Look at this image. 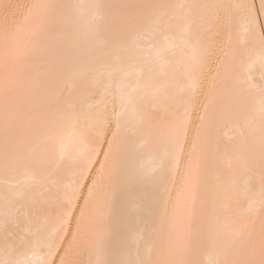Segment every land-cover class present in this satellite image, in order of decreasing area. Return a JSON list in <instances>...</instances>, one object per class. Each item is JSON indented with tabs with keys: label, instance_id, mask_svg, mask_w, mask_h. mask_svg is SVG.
Instances as JSON below:
<instances>
[{
	"label": "snow or ice",
	"instance_id": "snow-or-ice-1",
	"mask_svg": "<svg viewBox=\"0 0 264 264\" xmlns=\"http://www.w3.org/2000/svg\"><path fill=\"white\" fill-rule=\"evenodd\" d=\"M0 264H264V0H0Z\"/></svg>",
	"mask_w": 264,
	"mask_h": 264
},
{
	"label": "bare ground",
	"instance_id": "bare-ground-1",
	"mask_svg": "<svg viewBox=\"0 0 264 264\" xmlns=\"http://www.w3.org/2000/svg\"><path fill=\"white\" fill-rule=\"evenodd\" d=\"M259 2V0H257V3ZM228 134H230V130L228 128H224L221 130V136L223 138H227ZM142 203L141 201L137 200V199H132L131 202L128 204V211L131 213H135L136 209L133 207L134 204H140Z\"/></svg>",
	"mask_w": 264,
	"mask_h": 264
}]
</instances>
